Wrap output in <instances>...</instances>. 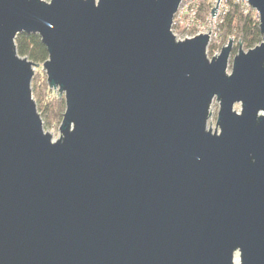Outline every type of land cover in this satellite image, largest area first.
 I'll list each match as a JSON object with an SVG mask.
<instances>
[{"label":"water","instance_id":"1","mask_svg":"<svg viewBox=\"0 0 264 264\" xmlns=\"http://www.w3.org/2000/svg\"><path fill=\"white\" fill-rule=\"evenodd\" d=\"M180 1L0 0V264H264V0L230 73L232 38H175ZM21 32L65 101L56 139Z\"/></svg>","mask_w":264,"mask_h":264},{"label":"trees","instance_id":"2","mask_svg":"<svg viewBox=\"0 0 264 264\" xmlns=\"http://www.w3.org/2000/svg\"><path fill=\"white\" fill-rule=\"evenodd\" d=\"M226 11L218 24L224 37L233 36L244 49H249L261 41L259 21L256 12L248 7L246 10L241 1L226 0ZM209 11L208 0L200 5L199 18L204 21ZM18 55L26 57L33 63H43L47 58V50L38 34L21 32L14 38ZM212 51V49H209ZM236 51V50H235ZM45 79L36 82L31 79V91L40 116L46 121H60L65 108L63 97L57 95L48 98L52 92ZM44 119V120H45Z\"/></svg>","mask_w":264,"mask_h":264},{"label":"built area","instance_id":"3","mask_svg":"<svg viewBox=\"0 0 264 264\" xmlns=\"http://www.w3.org/2000/svg\"><path fill=\"white\" fill-rule=\"evenodd\" d=\"M203 0H181L177 11L175 12L172 20L171 31L177 40H184L194 37L198 34H208L209 43L216 42L219 44V41L216 40L217 34H219V23L222 20L223 14L226 11L227 7L225 0H208L209 2V11L205 16V21H201L199 18L200 5ZM241 1L246 7H250L245 1ZM216 7L215 15L211 16V8ZM246 10V9H245ZM212 25V29L209 30V25ZM179 29L180 37L177 38L174 34L175 29ZM215 31V32H214ZM209 32V33H208ZM208 43V45H209ZM208 47V46H207Z\"/></svg>","mask_w":264,"mask_h":264},{"label":"rangeland","instance_id":"4","mask_svg":"<svg viewBox=\"0 0 264 264\" xmlns=\"http://www.w3.org/2000/svg\"><path fill=\"white\" fill-rule=\"evenodd\" d=\"M45 1H49V0H45ZM232 1H237V0H232ZM225 4H226V2H225ZM244 8L247 9L248 7H246L244 5ZM204 21H205V19H204ZM208 25H209V28H210L209 30H211L212 29V25H210V24H208ZM219 30H220V27H219ZM179 31L180 30L178 28L174 30V34L176 35L177 38L180 37ZM228 38H232V40H233L232 51H231V54H230V60L228 62V68H227V72L230 73L231 59H232L233 55L238 51V48H239V42L233 36L225 38L223 33H222V31L220 30L219 34H217V37H216V40L219 41V44H217L216 42L215 43L214 42L209 43L208 47L206 48V56L208 58H211L213 55H217L220 52L221 48L227 44ZM241 48L244 51H246V49H244L242 46H241ZM209 49H212V51H209ZM38 64H39L38 67H36L34 69V73H33L32 77L34 78V80L36 82L39 83L43 79L46 80V74H45V72L42 69V63H38ZM46 82H47V80H46ZM50 89H51L52 92L49 94L48 98L58 94V91L56 89H52V88H50ZM218 109H219V102L214 98L212 100L211 104H210V108H209L210 114H209L208 120H207V127L212 129V130H214V128H215V123H216V117H217ZM234 109L236 111H239L240 105L239 104H235L234 105ZM40 117L42 119V126H43L44 131L50 133L53 139L58 138V136H59L58 127H59L61 119H60V121H57V120L54 119L52 121H48L47 122L46 121L47 119H45L43 116H40Z\"/></svg>","mask_w":264,"mask_h":264}]
</instances>
